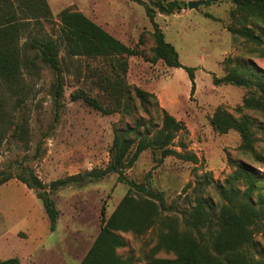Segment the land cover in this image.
Segmentation results:
<instances>
[{
    "label": "rangeland",
    "instance_id": "374dc122",
    "mask_svg": "<svg viewBox=\"0 0 264 264\" xmlns=\"http://www.w3.org/2000/svg\"><path fill=\"white\" fill-rule=\"evenodd\" d=\"M181 1L185 4L183 9L171 14L157 12L155 21L166 41L178 51L183 66L195 68L194 88L184 67H168L163 60H147L154 46V27L139 1L48 0L54 19L44 23L42 33L59 35V13L70 7L83 12L130 46L138 45L143 34L144 44L139 46L143 56L123 58L128 62V69L122 76L132 89L141 87L155 97L146 105L134 97L128 107L104 114L81 99L74 100L72 94L86 91L105 107L115 108L108 94L97 86L115 70L123 74L117 68V60L112 56L66 57L63 63L65 98L56 120L51 93L55 73L48 66H40L37 76L28 79V85L32 86L26 108L30 141L25 145L8 136L0 147V171L17 173L28 167L49 184L58 178L104 168L110 162L115 130L140 122L142 130L153 128L154 132L162 125L163 108L184 125L173 147L197 156L198 161L162 157L159 150L147 149L126 175L163 192L168 205L180 208L188 205L194 192L192 187L186 190L187 184H195L205 174L210 180L223 181L234 169L230 159L248 161L264 170V159L262 162L256 159V156L264 158V112L254 109L237 112L235 107L242 103L248 90L233 84L214 83L215 76L225 75L224 64L229 57H238L264 72V56L259 51L263 45H256L228 29L235 25L231 15L235 5L231 0H210L197 8L187 5L194 0ZM220 106L236 117L247 114L255 120L256 155L241 149V137L236 130L220 133L213 129L210 117ZM128 191L129 186L119 182L116 173H111L102 180L83 186L73 184L55 192L52 197L59 209V218L52 231L43 201L19 179H11L0 186V261L17 257L19 264H63V259L68 264H78L75 255L84 257L100 231L102 209L105 208L108 219ZM214 197L218 199V195ZM121 234L127 245L119 248L118 253L134 256L136 264H146V257L158 242L156 230L144 235ZM257 239L264 246V233L257 235ZM156 256L173 258L175 254L160 249Z\"/></svg>",
    "mask_w": 264,
    "mask_h": 264
},
{
    "label": "trees",
    "instance_id": "16d2710c",
    "mask_svg": "<svg viewBox=\"0 0 264 264\" xmlns=\"http://www.w3.org/2000/svg\"><path fill=\"white\" fill-rule=\"evenodd\" d=\"M136 1L145 6L154 27V46L147 60H163L168 67H184L194 88L195 68L183 66L178 51L166 41L164 32L155 21L157 12L171 14L183 9L185 4L181 0ZM231 1L235 5L231 11L235 25L228 29L256 45H263L259 51L264 56V0ZM59 16L60 34L54 37L42 33L44 23L54 19L48 0H0V147L8 136L25 145L30 141L26 108L32 86L28 85V79L37 76L40 66H48L55 73L51 93L56 120L59 119L65 98L63 63L66 57L112 56L117 60V68L123 74L115 70L97 86L108 94L115 108L105 107L86 91L72 94L74 100L81 99L104 114H112L123 109L122 106L128 107L134 97L139 98L142 105L155 97L154 93L141 87L132 89L122 76L128 69V62L123 58L143 56L139 48L144 44L143 34L138 45L130 46L83 12L66 7ZM247 64L238 57L227 58L225 75L215 76L214 83L233 84L248 90L242 103L235 107L237 112L243 109L264 112V72ZM210 123L220 133L236 130L241 137V149L256 155L253 118L247 114L236 117L220 106L210 117ZM142 126L138 122L135 126L115 130L110 162L104 168L58 178L49 184L31 168H22L17 173L4 169L0 171V186L17 178L33 189L43 201L54 231L59 209L52 194L73 184L83 186L116 173L118 181L128 185L129 191L108 219L105 208L102 209L100 231L80 264H136L134 256L124 257L118 253L119 248L127 245L121 233L144 235L153 230L157 232L158 242L146 257V264H264V246L257 239V235L264 233V170L248 161L230 159L234 169L223 181L210 180L205 174L195 184H187L186 190L192 187L194 192L188 205L183 208L168 205L163 192L134 181L126 171L147 149L159 150L162 157L176 156L195 162L198 158L173 147L184 125L165 108L162 110V125L154 132L153 128L142 130ZM259 157L256 159L262 162L264 158ZM160 249L173 252L175 257H157ZM19 263L17 257L0 261V264Z\"/></svg>",
    "mask_w": 264,
    "mask_h": 264
},
{
    "label": "water",
    "instance_id": "95a60500",
    "mask_svg": "<svg viewBox=\"0 0 264 264\" xmlns=\"http://www.w3.org/2000/svg\"><path fill=\"white\" fill-rule=\"evenodd\" d=\"M210 2V0H194V1H189L188 2V7L189 8H193V7H195V8H197L200 4H206V3H209Z\"/></svg>",
    "mask_w": 264,
    "mask_h": 264
},
{
    "label": "crops",
    "instance_id": "0c3cea01",
    "mask_svg": "<svg viewBox=\"0 0 264 264\" xmlns=\"http://www.w3.org/2000/svg\"><path fill=\"white\" fill-rule=\"evenodd\" d=\"M76 253H74L75 255ZM85 256V255H84ZM75 257L79 260L78 264H80L81 260L83 259V257H80L79 255H75ZM61 263L63 264H68L67 261L65 259H63V261H61Z\"/></svg>",
    "mask_w": 264,
    "mask_h": 264
}]
</instances>
